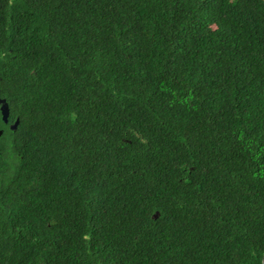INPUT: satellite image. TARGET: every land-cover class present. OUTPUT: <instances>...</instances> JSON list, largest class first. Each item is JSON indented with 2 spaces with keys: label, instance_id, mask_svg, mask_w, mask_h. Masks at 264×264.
Instances as JSON below:
<instances>
[{
  "label": "trees",
  "instance_id": "trees-1",
  "mask_svg": "<svg viewBox=\"0 0 264 264\" xmlns=\"http://www.w3.org/2000/svg\"><path fill=\"white\" fill-rule=\"evenodd\" d=\"M0 98V264H262L264 0H0Z\"/></svg>",
  "mask_w": 264,
  "mask_h": 264
},
{
  "label": "water",
  "instance_id": "water-1",
  "mask_svg": "<svg viewBox=\"0 0 264 264\" xmlns=\"http://www.w3.org/2000/svg\"><path fill=\"white\" fill-rule=\"evenodd\" d=\"M0 115L1 119L6 122L7 121V115H8V106L3 98H0ZM17 120H15L12 124H10V128L14 129L16 126ZM1 133V131H0ZM262 264H264V252L262 255Z\"/></svg>",
  "mask_w": 264,
  "mask_h": 264
}]
</instances>
